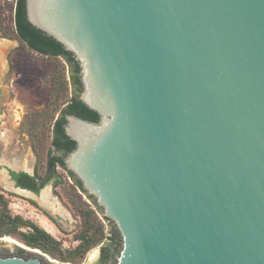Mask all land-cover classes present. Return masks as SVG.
<instances>
[{
    "label": "water",
    "instance_id": "95a60500",
    "mask_svg": "<svg viewBox=\"0 0 264 264\" xmlns=\"http://www.w3.org/2000/svg\"><path fill=\"white\" fill-rule=\"evenodd\" d=\"M25 12L73 53L99 116L65 114L64 164L118 233L115 264H264V0H25ZM3 238L0 264H57Z\"/></svg>",
    "mask_w": 264,
    "mask_h": 264
},
{
    "label": "rangeland",
    "instance_id": "374dc122",
    "mask_svg": "<svg viewBox=\"0 0 264 264\" xmlns=\"http://www.w3.org/2000/svg\"><path fill=\"white\" fill-rule=\"evenodd\" d=\"M14 6L15 0H0V24L10 34H14ZM10 40H15L16 43L10 53V62L7 65L8 68L2 85V96L5 100V115H2V120H0L1 160L2 164L13 163V165L19 168L33 169L35 166L42 172L46 156L44 152H41L39 156L37 153L33 154L31 147L32 140L25 129L31 128L35 119H40L39 121L44 120V116H46L45 111H49V113L53 111L50 107L48 108L47 103L53 100L52 92L58 86L57 79L55 78L57 75L65 73L69 80V66L61 57L45 56L31 50L17 37ZM66 94L67 97L73 94L70 83ZM59 112L55 114V117L59 115ZM45 142V147H47L49 145V131H47ZM5 177V170L2 168L0 170V194L3 195L5 202H0V213L4 212L13 217L19 216L42 227L41 221L44 222L46 219V216L43 214L44 208L32 204L23 193L18 194L7 190L4 187ZM66 183L70 188L66 186V189L59 188L57 190V192L63 195V198L59 197L60 194L58 197L55 194L53 196L57 197V201H60L71 215L69 214L68 218H59V227H53L47 219L45 220L51 226V232H47L59 242V251L52 250L54 253L52 255L43 252L38 247L27 245L18 234V232L28 230L27 227L18 228L17 231L5 235L16 239L17 242L15 243L21 244L24 248L39 250L41 253L46 254L49 260L53 262L60 264H93L98 260L100 245L91 247L80 257H74L73 259L62 258V256H69L68 251L78 245L77 235L82 232V225L75 215L78 214L77 206L86 203L91 207H95L98 223L103 228V238L100 243L108 240L107 235L112 233V230L108 220L103 216L94 200L87 194L83 196L78 193L69 180H66ZM44 190L42 193L43 199H47L48 196L46 194L49 195V192L52 193L54 191L51 184H47ZM66 202L70 203V206ZM65 215L66 212L63 216ZM5 235H1L0 233V239Z\"/></svg>",
    "mask_w": 264,
    "mask_h": 264
},
{
    "label": "trees",
    "instance_id": "16d2710c",
    "mask_svg": "<svg viewBox=\"0 0 264 264\" xmlns=\"http://www.w3.org/2000/svg\"><path fill=\"white\" fill-rule=\"evenodd\" d=\"M13 23L14 36L23 41L28 48L45 56L61 57L69 66V80L65 73L59 74L55 78L58 86L52 92L53 100L47 103L48 108L50 107L53 111L50 113L45 111L44 120L35 119L33 126L25 129L32 140L33 152L37 153L38 156L41 152H44L46 156L45 167L51 170L50 175L56 174L57 166L66 169L64 157L75 147V142L64 132L65 114H74L92 122H97L99 116L97 112L83 104L79 98V93L82 91L79 62L73 53L66 50L61 43L27 20L25 0H15ZM69 83L73 94L67 97L66 90ZM58 111H60L59 115L55 117ZM47 131H49V145L45 147ZM69 175L73 177L71 172H69ZM13 176L17 177V174L13 173ZM58 181H62V179L58 177L56 182ZM76 182L80 187V181L76 179ZM0 202H5L2 194H0ZM77 209L82 220V232L77 235L81 242L74 249L68 251L69 256H62L63 259L80 257L85 251L99 244L103 238V228L98 223L94 209L86 203L78 205ZM20 226L29 227L27 231L18 232L21 240L27 245L38 247L43 252L52 255L54 254L52 250L59 251V242L43 228L19 216L13 217L4 212L0 213L1 235L17 231Z\"/></svg>",
    "mask_w": 264,
    "mask_h": 264
},
{
    "label": "flooded vegetation",
    "instance_id": "af4514ba",
    "mask_svg": "<svg viewBox=\"0 0 264 264\" xmlns=\"http://www.w3.org/2000/svg\"><path fill=\"white\" fill-rule=\"evenodd\" d=\"M14 10H15V6H14ZM13 38H15L14 34H10V33L6 32L0 24V67H1L0 68L1 69L0 70V120H2L1 116L5 115V100L2 96V85H3L4 78H5V74L7 72V68H8L7 65L10 62V58H9L10 53H11L12 49L14 48V47L7 48V46L4 44V41L6 39H13ZM33 154L35 155L34 152H33ZM2 168H4L5 175H6V177L4 179V187L9 191H12V192H15L18 194H20L21 192L15 191L16 189L26 190L29 193V195H31V196L26 195L28 200L32 204H34L35 206H41L42 208H44L43 214L46 216V219L50 222V224L53 227L54 226L59 227V225H60L58 223L59 218H68V216L70 214L68 212L67 208L60 201H57V197L59 194H60L59 197L63 198V195L60 192H57V190L59 188L66 189V186H67V188H70V186L66 183V180H69L70 183H72V186L75 187L77 189L78 193H80L81 195L84 196L85 194H87L88 196H91L86 191H84V189L82 188L81 185L79 187L78 183L76 182L77 178L67 168L64 169L60 166H57L56 167V174L50 175L51 170L45 166L43 167V171L41 172L38 170V167H35V166L33 167V169H28V168L16 167L15 165H13V163L2 164L1 153H0V170ZM69 172H71L73 174V177L69 175ZM13 173L17 174V177H14ZM58 177H59V179H62V181L56 182ZM47 184H51L52 190H54V191L52 193L49 192V195L46 194V196H48L47 199H43L42 193L46 190V189L44 190V187ZM71 190H72V188H71ZM54 194L57 197L53 196ZM50 204H52L53 207H56L60 210L64 209L63 213L65 214V212H66V215L63 216V214H61L59 212H55L53 210V208L50 207ZM67 204H68V206H70V203H67ZM96 206H98V205H96ZM92 208L94 209L95 207H92ZM70 209L73 212H75L72 208H70ZM94 211H95V209H94ZM75 215L78 217V219L82 225V220H81L80 214L78 213ZM21 227H27V226H20L19 228H21ZM39 227H41V226H39ZM27 228L29 229V227H27ZM25 231H27V230H25ZM107 236H108V238H107L108 240H106L105 242H101V243L97 244V245H100V249L98 252L99 253L98 254V261L101 264H115L116 250H117L119 235L116 232V230H113V232L108 234ZM77 240H78V244H79L81 242V239L77 237ZM22 252H23L22 249H18V254H22Z\"/></svg>",
    "mask_w": 264,
    "mask_h": 264
},
{
    "label": "bare ground",
    "instance_id": "6f19581e",
    "mask_svg": "<svg viewBox=\"0 0 264 264\" xmlns=\"http://www.w3.org/2000/svg\"><path fill=\"white\" fill-rule=\"evenodd\" d=\"M50 207L53 208V210H54L55 212H59V213H61V214L64 215L63 210H60V209H58V208H56V207H53L52 204H50ZM45 220H46V219H45ZM45 220H44V222L41 221L42 228H44L46 231H50L51 226L48 225V224L45 222ZM50 232H51V231H50ZM3 239H4V240H8V241H10V242H17V240L14 239V238L11 237V236H6V235H5Z\"/></svg>",
    "mask_w": 264,
    "mask_h": 264
},
{
    "label": "crops",
    "instance_id": "0c3cea01",
    "mask_svg": "<svg viewBox=\"0 0 264 264\" xmlns=\"http://www.w3.org/2000/svg\"><path fill=\"white\" fill-rule=\"evenodd\" d=\"M7 40H9V39H6V40L4 41V44H5V42H6ZM12 47H13V46H11V47H10V46H8L7 48H12Z\"/></svg>",
    "mask_w": 264,
    "mask_h": 264
}]
</instances>
